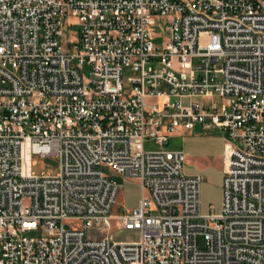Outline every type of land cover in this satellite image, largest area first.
<instances>
[{
	"label": "built area",
	"instance_id": "built-area-1",
	"mask_svg": "<svg viewBox=\"0 0 264 264\" xmlns=\"http://www.w3.org/2000/svg\"><path fill=\"white\" fill-rule=\"evenodd\" d=\"M196 123L227 134L219 213L166 148ZM0 264H264V0H0Z\"/></svg>",
	"mask_w": 264,
	"mask_h": 264
},
{
	"label": "crops",
	"instance_id": "crops-1",
	"mask_svg": "<svg viewBox=\"0 0 264 264\" xmlns=\"http://www.w3.org/2000/svg\"><path fill=\"white\" fill-rule=\"evenodd\" d=\"M174 136L181 137V145L177 150L183 151L186 155L184 172L187 175L201 177L200 199H202L203 184L209 181H211L210 187L212 190L221 196L218 209L208 204L206 210H203L201 200V212L203 214L219 213L222 209V184L226 163L225 143L227 134L219 128L205 129L201 124L196 123L191 129L184 126L177 127L170 135L169 141Z\"/></svg>",
	"mask_w": 264,
	"mask_h": 264
},
{
	"label": "rangeland",
	"instance_id": "rangeland-1",
	"mask_svg": "<svg viewBox=\"0 0 264 264\" xmlns=\"http://www.w3.org/2000/svg\"><path fill=\"white\" fill-rule=\"evenodd\" d=\"M152 32L156 33L157 36L154 39V42L156 44H159L163 41V36L161 35L162 28L160 25H154L151 26ZM65 39V38H63ZM203 41L205 40L203 36ZM87 71V69H85ZM135 73L132 72L131 69L125 68L123 72V80L125 86H129L131 80L135 77ZM217 98H211L210 101H217ZM183 104L188 103V99H182ZM181 145V137L180 136H174L170 139L169 145L166 146V148L170 150H177L180 148ZM146 149H151L153 146L150 143H145ZM34 164L32 165V171L35 174L42 175V174H50L55 175L58 172V165L59 161L56 156L50 155L46 157H39L34 156L32 158ZM111 179L117 181L119 184H121V188L117 197V202L115 205V208L113 210L114 214H120L122 212H125L127 210L133 209L137 206L141 196H142V189L140 186V183L135 178H127L121 175H113L110 173ZM209 181V180H208ZM210 182H206L203 184V191H202V209L206 210V207L208 204H211V206L215 209H218L220 207V201L221 196L219 193L212 190L210 187ZM202 210V211H203ZM115 229V225H113L112 232ZM40 230L33 231L28 233L30 236H40ZM97 234V233H96ZM112 236L116 238L117 240L122 241H131L136 240L138 238V233L136 231H127V230H120V231H114L112 233ZM198 244L200 247H203L205 242L204 239L199 236Z\"/></svg>",
	"mask_w": 264,
	"mask_h": 264
}]
</instances>
